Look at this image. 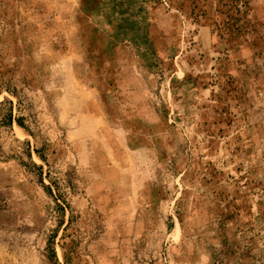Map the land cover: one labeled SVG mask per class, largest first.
<instances>
[{
    "label": "rangeland",
    "instance_id": "1",
    "mask_svg": "<svg viewBox=\"0 0 264 264\" xmlns=\"http://www.w3.org/2000/svg\"><path fill=\"white\" fill-rule=\"evenodd\" d=\"M0 264H264V0H0Z\"/></svg>",
    "mask_w": 264,
    "mask_h": 264
},
{
    "label": "crops",
    "instance_id": "2",
    "mask_svg": "<svg viewBox=\"0 0 264 264\" xmlns=\"http://www.w3.org/2000/svg\"><path fill=\"white\" fill-rule=\"evenodd\" d=\"M197 36L203 41V39H206L208 36V29L201 27L198 31ZM188 66L191 67L190 64H188Z\"/></svg>",
    "mask_w": 264,
    "mask_h": 264
}]
</instances>
